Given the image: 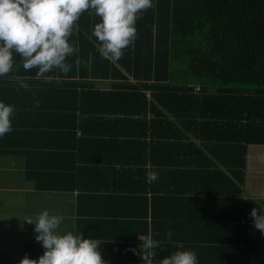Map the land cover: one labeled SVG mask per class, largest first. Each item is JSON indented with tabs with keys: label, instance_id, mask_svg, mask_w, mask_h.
Returning a JSON list of instances; mask_svg holds the SVG:
<instances>
[{
	"label": "trees",
	"instance_id": "16d2710c",
	"mask_svg": "<svg viewBox=\"0 0 264 264\" xmlns=\"http://www.w3.org/2000/svg\"><path fill=\"white\" fill-rule=\"evenodd\" d=\"M153 4L137 19L135 42L119 60L101 56V42L93 35L100 18L89 12L81 15L69 37L78 51L67 58L71 65L67 73L53 69L45 74L50 80L38 79V70L25 71L22 58L13 54L12 71L0 77V101L15 108V133L19 146H24L17 153L25 157L26 176L39 177L38 189L74 191L81 91L97 95L94 90L104 82L111 91H150L158 107L155 116L165 113L174 118L173 137L192 129V123L207 124L209 118L228 136L209 141L201 135L196 197L153 194L140 197L143 208L155 217L153 211L163 214L162 209L170 206L162 202L166 199L227 204L235 213L234 236L252 247L242 255L236 249L237 263L264 264V233L253 226L250 215L253 208L264 211V200L240 198L247 145L233 136L241 129L236 111L253 115V106L264 102V0H153ZM17 77L28 87H20ZM184 102L188 113L181 107ZM9 134L3 136L7 142L12 140ZM5 153L0 150V155L12 154ZM88 196L79 192L78 205H88ZM97 201L100 204L95 200L91 206ZM77 212L75 233L92 238L88 227L97 226L100 214L88 211L85 220L84 209ZM44 251L42 245L28 244L24 256L38 260ZM110 264L122 263L111 259Z\"/></svg>",
	"mask_w": 264,
	"mask_h": 264
},
{
	"label": "crops",
	"instance_id": "0c3cea01",
	"mask_svg": "<svg viewBox=\"0 0 264 264\" xmlns=\"http://www.w3.org/2000/svg\"><path fill=\"white\" fill-rule=\"evenodd\" d=\"M99 87L94 90L97 95H88V90L80 94L74 191L60 192L46 186L38 189L39 177L26 176L25 157L17 153L24 146L17 141L16 117H12L13 130L8 135L12 140L0 138V150L12 153L0 155V264H18L26 245H42L35 239L34 224L26 223L25 218L35 221L47 210L50 215L63 217L58 229L61 234L75 233L79 207L85 211V220L90 216L88 211L100 214L97 226L90 225L88 230H92V238L101 241L100 246H104L101 254L110 256L103 258L109 264L111 259L122 264H140L137 253L148 239L159 242L152 264H160L177 250L195 251L198 264H239L236 249L242 255L243 251L252 252V247L234 236L235 213L229 210V205L166 199L162 202L170 206L162 209L163 214L153 211L155 217L142 206L140 197L153 194L198 195L197 141L191 138L181 144L184 149L179 154L174 151V118L165 113L155 116L158 107L150 91H111L108 82ZM252 153L257 154L256 160L245 162L240 198L264 200V175L249 176L252 171L254 175L264 172V150L256 152L247 147V155ZM148 171L157 172L159 179L149 183ZM247 180L253 191L245 190ZM79 192L90 194L88 205H78ZM95 200H101L100 204L97 201L91 206ZM145 228L147 233H140ZM169 228L173 231L171 238L166 236ZM135 235L138 242H134ZM177 241L183 243L184 249H177Z\"/></svg>",
	"mask_w": 264,
	"mask_h": 264
},
{
	"label": "clouds",
	"instance_id": "9594fccd",
	"mask_svg": "<svg viewBox=\"0 0 264 264\" xmlns=\"http://www.w3.org/2000/svg\"><path fill=\"white\" fill-rule=\"evenodd\" d=\"M152 7L153 0H0V77L12 71L14 53L22 58L25 71L38 70V79L50 80L45 74L53 69L67 73L71 65L66 60L78 51L69 43V37L84 12L100 18L93 35L101 42V56L119 60L124 50L135 42L137 19ZM16 79L20 87H28L19 77ZM14 112L13 105L0 101V137L13 130ZM146 179L149 183L155 182L159 179L158 173L148 171ZM250 215L253 226L264 233V211L253 208ZM62 220V216L50 215L47 210L35 221L25 218L26 223L34 224L35 239L42 243L45 251L38 260L25 255L18 264L108 263L99 250V239L85 238L82 233L71 231L61 234L58 229ZM172 235L169 228L166 236L171 238ZM158 246V241L148 239L140 245L137 254L145 264H152L154 249ZM176 247L184 249L180 241L176 242ZM160 264H198V257L193 250H177L164 257Z\"/></svg>",
	"mask_w": 264,
	"mask_h": 264
},
{
	"label": "rangeland",
	"instance_id": "374dc122",
	"mask_svg": "<svg viewBox=\"0 0 264 264\" xmlns=\"http://www.w3.org/2000/svg\"><path fill=\"white\" fill-rule=\"evenodd\" d=\"M196 90V89H195ZM196 93V91H195ZM216 101V99H214ZM193 101V100H191ZM223 101V100H219ZM183 109L187 108L186 102L182 104L181 106ZM189 109H186V113H188ZM195 116L196 113L194 112ZM236 115L239 116L240 118V125L241 129L237 134H233L235 137V141H239L241 143H244L247 145V147H250V149L253 151L255 150L256 152L260 150H264L261 148H264V102H260L259 106H253V115L252 112L248 114V112H245L244 109L236 111ZM194 116V117H195ZM187 121V120H186ZM188 122V121H187ZM196 124L193 126L192 123V129L190 130H183L184 132L182 133L181 137H177V135H174V141L173 145H175V152L180 153L181 150H183V146L181 144H185L187 142H190V138H192L195 142V140L198 142H201L203 138L201 135H204L209 141H217L220 140V138H225L228 136V132H226L221 125H216L214 122V118H209L206 121H204L202 124ZM193 128L195 129L196 132H193ZM180 133V132H179ZM230 140V139H229ZM153 139H151L150 143H152ZM205 141V140H204ZM252 153L251 156L247 155L246 156V161L247 163L249 162H254L255 156L257 154ZM251 167V166H250ZM249 174V172H248ZM260 175H264V172L262 173H255L252 171L249 176L250 177H258ZM244 183V181H243ZM249 181L247 180L245 183V190L250 191L252 190L249 186ZM244 185L242 184L241 188L243 190ZM253 191V190H252ZM250 194H253L254 192H249Z\"/></svg>",
	"mask_w": 264,
	"mask_h": 264
},
{
	"label": "built area",
	"instance_id": "2783aa9c",
	"mask_svg": "<svg viewBox=\"0 0 264 264\" xmlns=\"http://www.w3.org/2000/svg\"><path fill=\"white\" fill-rule=\"evenodd\" d=\"M198 88V87H197ZM197 90V89H196ZM108 264V263H107Z\"/></svg>",
	"mask_w": 264,
	"mask_h": 264
}]
</instances>
